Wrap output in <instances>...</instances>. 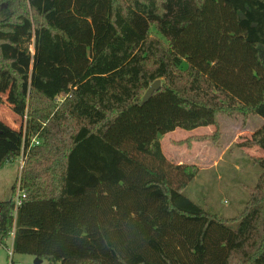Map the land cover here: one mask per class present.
<instances>
[{"label": "trees", "instance_id": "16d2710c", "mask_svg": "<svg viewBox=\"0 0 264 264\" xmlns=\"http://www.w3.org/2000/svg\"><path fill=\"white\" fill-rule=\"evenodd\" d=\"M4 72L27 121L0 119V169L25 160L0 245L13 234L48 264H264V124L243 142L262 174L233 220L183 194L199 168L160 141L264 118V0H0Z\"/></svg>", "mask_w": 264, "mask_h": 264}, {"label": "rangeland", "instance_id": "374dc122", "mask_svg": "<svg viewBox=\"0 0 264 264\" xmlns=\"http://www.w3.org/2000/svg\"><path fill=\"white\" fill-rule=\"evenodd\" d=\"M31 49L34 51L33 45ZM0 116L19 133H25L27 104L19 99L14 79L6 72L0 81ZM263 124L264 118L259 115L244 119L223 114L217 125L192 130L177 128L161 135L162 149L167 157L175 163L194 164L199 168L183 194L211 214L228 220L238 217L262 174V168L256 163L262 150L258 146H245L243 142ZM24 162L21 156L0 169V201L10 198ZM235 225L231 223L232 227ZM36 258L14 253L13 235L7 240V246L0 245V264H11V260L16 264H37ZM39 264H48V261Z\"/></svg>", "mask_w": 264, "mask_h": 264}, {"label": "water", "instance_id": "95a60500", "mask_svg": "<svg viewBox=\"0 0 264 264\" xmlns=\"http://www.w3.org/2000/svg\"><path fill=\"white\" fill-rule=\"evenodd\" d=\"M161 87V80L158 79L156 80L146 91L144 97H143V102H147L148 100H150L151 96L153 95V93L157 90H159ZM43 260L40 258H36V263L39 264L41 263Z\"/></svg>", "mask_w": 264, "mask_h": 264}, {"label": "built area", "instance_id": "2783aa9c", "mask_svg": "<svg viewBox=\"0 0 264 264\" xmlns=\"http://www.w3.org/2000/svg\"><path fill=\"white\" fill-rule=\"evenodd\" d=\"M23 160H24V157H23ZM25 196H26V193H25L24 189L21 188L20 183L18 182V185L16 187V191H15V196H14V202H15V206H16L15 214L17 213V209L22 204Z\"/></svg>", "mask_w": 264, "mask_h": 264}, {"label": "crops", "instance_id": "0c3cea01", "mask_svg": "<svg viewBox=\"0 0 264 264\" xmlns=\"http://www.w3.org/2000/svg\"><path fill=\"white\" fill-rule=\"evenodd\" d=\"M0 119L2 120V117L0 116ZM3 121V120H2ZM6 123V122H5ZM7 124H10V122H7ZM263 155V154H262Z\"/></svg>", "mask_w": 264, "mask_h": 264}]
</instances>
